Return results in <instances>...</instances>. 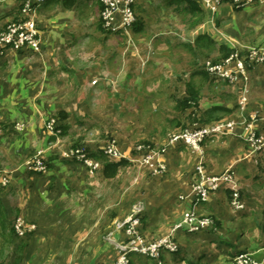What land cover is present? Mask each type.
<instances>
[{
	"label": "rangeland",
	"instance_id": "rangeland-1",
	"mask_svg": "<svg viewBox=\"0 0 264 264\" xmlns=\"http://www.w3.org/2000/svg\"><path fill=\"white\" fill-rule=\"evenodd\" d=\"M156 2L152 0L153 6L146 4L144 8L142 2L134 10L136 22L144 24L143 32L137 33L132 25L122 30V36H113L106 43L107 49L98 47L105 44L94 31L80 26L78 32L65 35L66 43L76 46H70L58 60L43 63L39 56H32L28 60L32 68L23 64L14 69L8 60L10 53L21 54L25 48H12L0 57L6 58L0 70V195L4 194L10 204L6 222L0 224V264L116 263L118 246L125 238L119 225L140 209L141 232L146 237L145 226L156 216L154 208L161 202L156 178L162 173H154L156 162L143 163L147 149L148 154L149 148L158 152L159 162L165 166L168 157L170 167L161 179L171 180L176 171L171 166L177 159L171 150V137L200 125L202 109L225 102L236 109L220 122L235 123V128H247L250 123L253 107L242 112L237 96H226L233 91L228 81L194 76L204 70L205 63L220 58L216 46L195 44L197 32H211L208 24L213 20H207L204 0L201 7L205 16L199 15L198 23L181 13H163L156 18ZM240 17L238 21H244ZM222 30L231 34L227 27L222 26ZM93 42L97 46L90 48ZM254 68L248 78L252 82L258 78L260 90L256 91L263 94L264 71L254 72ZM191 91L201 97V110L195 117L189 109L185 114L179 110V102ZM253 92L247 96L246 107L249 97L251 105L256 102ZM256 116L262 119L264 110ZM57 127H66L67 133L61 134ZM111 147L123 155L128 151L132 157L125 167L106 176L101 170L107 161H118L106 155ZM74 148L85 149L94 159L104 152L106 161L99 159L100 168L94 171L75 159L64 161V154ZM52 158L64 165L52 175L48 168L34 171L37 161L45 163ZM180 167L186 169L184 164ZM198 179L195 171L190 184ZM19 216L34 227L30 234L16 233ZM213 230L208 236L214 235ZM149 231L161 234L155 228ZM175 244L179 250V240ZM187 251L179 262L171 257L174 252L164 249L157 258L142 256L145 259L138 260L139 255H133L129 264H183ZM222 260L233 264L234 258Z\"/></svg>",
	"mask_w": 264,
	"mask_h": 264
},
{
	"label": "crops",
	"instance_id": "crops-1",
	"mask_svg": "<svg viewBox=\"0 0 264 264\" xmlns=\"http://www.w3.org/2000/svg\"><path fill=\"white\" fill-rule=\"evenodd\" d=\"M151 1L138 0L134 10L139 8L142 2H144L143 8L146 4H151L150 6L152 7L153 3ZM196 1L200 5L203 3V0ZM156 3L159 5L154 8V17L158 18L163 13H168L169 16L178 14L175 12V7L170 5V0H158ZM164 3L166 4L162 6ZM101 4H103L101 0H48L45 4L38 7L36 9V18L38 14L37 20L42 40L40 49L36 52L25 48L19 52L21 54L16 51L10 53V59L8 58V60L13 62V68H21L23 64L32 68V65L29 66L28 61L32 56H39L40 61L43 63L58 60V56L63 58L64 51H68L70 46H76L73 43H66L67 38H65V35L73 34L75 31L78 32L80 26L94 31V36L102 44H105L101 45L100 43L98 47L107 49L108 45L106 43L109 40L112 41L113 36L120 37L125 33L114 34L104 30L101 20ZM208 12L206 13L208 22L210 17L213 20L208 24L211 32H197L196 35L197 37L202 34L210 36L215 42L217 52L220 45L225 44L231 50L239 52L241 55H246L248 48L264 43V0H253L251 4L240 10L235 8L232 1L223 0L219 6L218 13L216 12L213 16V14ZM25 15L22 0H0V32L9 24L23 19ZM239 16L244 21L239 22ZM224 22H232L233 26L228 27L227 23L223 24ZM136 25H134L133 30L137 33L143 32L144 24H138L137 22ZM222 26L227 27L231 34L221 31ZM194 28L196 29V25ZM95 41L97 40L95 39ZM92 44L95 45L90 44L88 46L90 48L97 46L95 42ZM55 57L58 58L55 59ZM5 61L6 58L0 60V70ZM231 69L235 70V64L231 65ZM253 70L254 72L264 71V65H258ZM195 75L200 76V74L197 75V72ZM249 78L247 80L242 79L236 85L227 82L233 91L226 96L233 99H236L237 96L239 104L245 89H247V96H250L249 93L254 91L256 94L254 100L256 102L251 105L249 97V106L246 109L251 106L253 107V112L251 111L253 115H258L260 110H264L262 109L264 108V93L259 94L256 91V89L260 90L258 78L254 82H252L250 76ZM235 89L239 91L234 92ZM216 106L228 110V114L224 116L231 117L235 113V106L225 102L209 105L205 110H201L200 97L201 115ZM189 110L192 112L191 109ZM238 110H240L239 107ZM186 112L181 113L185 114ZM199 126H194V128ZM234 131L235 135L217 136L206 141L202 146L201 152H195L184 145L171 146L173 156L177 158L171 166V169L176 170L175 174L171 180H162L164 173L157 174L156 180H159L158 189L161 202L154 208L156 216L148 220L144 232L150 242L158 241L168 236L172 229L181 222L184 215L194 208V204L198 215L207 214L212 217L211 219L214 222L213 227L206 228L199 233H190L183 228L177 230L173 236L174 241L179 240L181 245L177 252L171 254L175 261L179 262L178 258L187 249V254H184L186 258L183 264H228L227 260L224 261L222 258L235 259L241 254H251L256 262L264 264V146L259 152H254L253 145L244 140L249 135V131L245 127H237ZM254 132L255 137L264 142V117L254 124ZM129 155L130 153L125 151V158L123 159L127 162L130 160L129 157H132ZM165 159L166 163H168L167 166L170 167L168 157ZM48 161L51 164V175L54 173L53 170H57L64 165L57 158H52ZM163 161L165 162V160ZM191 162H193V166L189 169ZM182 164L186 165L185 170L181 169L180 166ZM199 164L204 166L207 176L220 175L231 170L240 185L241 193L246 202L245 209L239 211L233 207L229 190L227 189L213 193L204 203H197L191 194L192 184L190 182L194 177V172H197ZM101 171L104 173L103 169ZM19 207L22 209L24 205L20 204ZM0 208L2 209H0V224L4 226L6 222L4 216L7 218V210H10V204L4 200V194L0 195ZM150 228H155L157 231L160 230L161 234L154 235V233L149 231ZM212 229H214L212 231L214 235L208 236V233H210L208 231ZM135 259L143 260L145 258L136 256Z\"/></svg>",
	"mask_w": 264,
	"mask_h": 264
},
{
	"label": "built area",
	"instance_id": "built-area-1",
	"mask_svg": "<svg viewBox=\"0 0 264 264\" xmlns=\"http://www.w3.org/2000/svg\"><path fill=\"white\" fill-rule=\"evenodd\" d=\"M48 0H23V11L26 14L23 19L8 25L0 32V57L4 52L10 49L29 48L36 52L39 51L41 46V34L37 27L36 9ZM105 10L103 12V20L105 26L109 27L112 31L124 30L126 31L136 21L134 13V6L138 0H101ZM234 5L238 8L245 7L253 2V0H232ZM222 0H204L206 9L215 14L216 6L221 4ZM235 64V70L231 69V65ZM264 64V46H252L248 48L245 57H241L239 52H235L230 58L221 64H214L207 62L205 69L212 76L219 78V80L228 81L232 84L244 79L247 80L249 75V68L257 65ZM241 111L246 110L247 105V89L239 102ZM258 117L252 116L250 123L247 126L249 135L244 138L246 142L253 145L254 152L261 150L264 142H261L255 137L254 124L257 122ZM235 123L232 122H219L217 124L209 125L200 129H193L192 131H185L183 134H178L171 137V146L184 145L194 150L201 152L203 144L217 136H231L235 135ZM53 130V129H52ZM107 156H111L116 160L125 158L123 154L117 152L113 147L108 148L105 152ZM64 161L70 162V159H75L85 163L92 171L100 168V161L94 159L90 153L80 148H74L62 157ZM144 164L154 163L158 164L156 173H165L166 166L161 164L160 154L154 152L149 148L147 155L142 159ZM136 162L137 160H131ZM36 165V166H35ZM34 171H43L47 169L43 160L36 162ZM199 174L198 181L192 186L191 194L196 199L197 203L206 202L212 193H215L220 188L227 189L231 192L230 198L233 207L236 210H244L246 202L241 193L239 183L235 178V174L228 170L219 176H207L204 171V166L199 164L197 167ZM196 203V204H197ZM196 205L189 210L181 222L172 229L170 234L158 241L149 242L141 232V219L138 216L141 212L139 209L134 215L125 219L119 227L125 231L124 242L119 247V259L116 263L111 264H129L130 257L133 255L146 256L149 258H157L160 253L166 249L171 252H177L178 247L174 241V234L179 229H185L190 233H197L205 230L206 228L213 227L214 222L210 217H200L196 212ZM16 233L20 236L30 234L34 227L30 226L23 217L16 221ZM233 264H259L250 254H241L237 256Z\"/></svg>",
	"mask_w": 264,
	"mask_h": 264
},
{
	"label": "trees",
	"instance_id": "trees-1",
	"mask_svg": "<svg viewBox=\"0 0 264 264\" xmlns=\"http://www.w3.org/2000/svg\"><path fill=\"white\" fill-rule=\"evenodd\" d=\"M229 1H232V0H229ZM170 5L175 7V12L176 13H179V14L181 13V14H184L186 16H191L190 18L193 19L196 23H198L197 22L198 21L197 17L199 15H201V17L205 16V13L203 14L204 11H203L201 5L196 0H170ZM235 8L240 10L243 7L238 8L235 5ZM104 10H105V7H104L103 4H101V20H102L103 24H104V20H103V12H104ZM201 17H200V19H202ZM136 24H137V22H135L133 25H136ZM120 32H122V30L113 31L112 33L118 34ZM205 41H207V42H205ZM195 44H197V46L202 44V47H204V46L205 47L206 46L207 47L208 46L209 47L216 46L214 40L210 36H208L206 34L199 35L197 37V39H196V43ZM260 46H262V45H256V47H260ZM218 52L220 53V58L215 60V61H213L214 64L223 63L224 61H226L228 58H230L235 53V51L231 50L225 44L220 45V47L218 48ZM240 56L243 58L245 55H241L240 54ZM205 64H204V66H205ZM254 67H256V66H254ZM251 68L252 67H250L249 70ZM199 74L201 76L205 77L206 79L211 77L213 80L223 81V80H219V78H217V77L212 76L208 71H206V69L201 71V72H197V75H199ZM179 104H180L181 112H186L188 109H191L192 110L191 116L195 117V115L197 113H199V111H200V97H199V94L197 92L191 91L190 92V96L184 98L181 102H179ZM226 114H228V110L223 109V108H221L219 106L213 107L211 110L205 112L203 115L200 116V118L202 119L200 121V123H201L200 126L198 128H193V129H200V128H204V127L209 126V125L217 124L218 122H220L222 120L221 119L222 116H224ZM60 130H61V134H66L67 133V128L66 127H57L56 128V131H60ZM106 157L107 156H105V153L102 152L101 156L100 157H96L95 156V159L99 161V159H105ZM103 161H106V159L103 160ZM45 164H46L48 169H51V164L49 162L45 161ZM126 165H127V161H125L124 159H121V160H118V161H113V162L107 161L105 167L103 168V171H104V174L106 176H109L111 173L117 172L120 167H125ZM230 194H231V192L229 191V196H230ZM230 200H231V198H230ZM197 233H199V232H197Z\"/></svg>",
	"mask_w": 264,
	"mask_h": 264
}]
</instances>
